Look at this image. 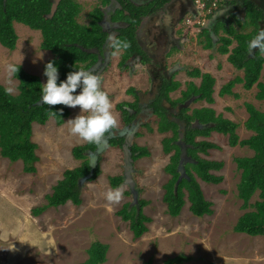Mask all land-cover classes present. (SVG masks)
Wrapping results in <instances>:
<instances>
[{
  "label": "rangeland",
  "instance_id": "rangeland-1",
  "mask_svg": "<svg viewBox=\"0 0 264 264\" xmlns=\"http://www.w3.org/2000/svg\"><path fill=\"white\" fill-rule=\"evenodd\" d=\"M247 1L251 5L256 4L251 0ZM144 4H155V1ZM122 12L126 13L124 7L117 14L119 18H124L121 16ZM233 19L237 21L235 17ZM236 26L240 30V26ZM16 28L19 43L15 51L0 43V81L7 88H13V94L19 93V80L14 76L9 81L6 72L9 63L21 64L27 71L41 76L46 82L44 66L53 57L51 52L41 47V32L19 22L16 23ZM123 35L127 33L123 32ZM133 36L137 47L143 51L136 31ZM196 55L192 58L195 62L184 58V63L188 65L187 71L200 67L203 72H212L217 80V102L213 105L206 103L207 106L236 122H245L248 119L250 114L246 103H252L264 111V101L256 96L259 90L257 86L245 90L241 87L243 84H238L234 91L240 97L219 94L225 83L236 75H244L243 70L238 71L233 67L229 55L216 54L215 59L209 58L207 54ZM135 71L149 76L147 68L136 67ZM187 71L182 72V77L179 78L183 82L182 86L173 96H180L187 83L192 80ZM156 74L159 75L160 72L157 71ZM98 78L101 88L113 96L112 100L115 99L112 112L117 120L116 128L121 129L125 125L122 111L117 108L118 104L126 99L135 101L129 95L128 88L132 85L145 87L148 81L144 85L137 79L131 80L124 73H120L116 66ZM103 79L106 80L105 86L102 84ZM194 80L200 83L201 78ZM150 85L149 83L148 86ZM154 97L155 95H145L142 96V101H150ZM201 105L191 104L193 107ZM158 107L161 104L155 103L153 111L156 112ZM71 110L72 115L68 120L78 116L81 111L79 107ZM151 112L146 111L141 117L154 130L150 132L148 128H138L144 133L130 143V146L135 142L150 151L149 156L140 158L135 163L132 171V178L136 179L139 191L141 188L145 189L140 199L152 200V204L145 209L147 216L153 218V222L147 223L150 231L136 238L131 221L124 220L119 214L127 203L133 204L135 201L133 195L126 194L129 190L127 183L121 188L123 194L119 203H110L105 199L107 191L116 189L112 186L110 177H124L126 173L125 149L109 147L107 143L99 154L102 157V173L95 180L88 179L81 187V205L70 201L64 206L60 205L61 207H50L39 216L33 214L34 208L47 204V196L53 193L54 186L64 178L65 171L82 165V161L74 156L73 149L86 144V141L70 132L67 122L59 126L55 119H51L44 126L36 124L34 127V140L40 146L37 154L41 156L36 174L25 172L23 161L12 162L0 152V264H79L89 258L88 249L96 241L110 246L105 264H145L148 261L164 264L167 259L179 254L193 257L192 261L183 264H264V236H251L234 229L245 213L244 202L239 197L242 170L237 159L252 157L255 151L248 146H232L229 137L223 134L214 133L207 139L199 137V140H211L222 147L203 156L225 162L223 169L216 172L223 175L224 180L214 184L198 178L205 197L213 202V214L198 217L191 213V201L187 194L182 214L174 217L169 214L168 204L164 202L165 185L172 177L166 167L171 162L174 151L166 153L163 140L172 133L159 132V117L151 115ZM238 132L241 139L249 138L253 134L244 124ZM258 199L259 192L251 201Z\"/></svg>",
  "mask_w": 264,
  "mask_h": 264
},
{
  "label": "trees",
  "instance_id": "trees-1",
  "mask_svg": "<svg viewBox=\"0 0 264 264\" xmlns=\"http://www.w3.org/2000/svg\"><path fill=\"white\" fill-rule=\"evenodd\" d=\"M203 1L206 2L205 11L210 8L215 9L214 2L216 0ZM231 1L233 0H220L217 1V5L222 6ZM54 2L55 0H0V43L10 50H15L19 40L15 24L16 22L23 23L42 32L41 47L53 53V57L49 61H54L58 66L60 80H65L69 72L81 68L86 71L91 69L94 74L93 66L98 61V55L93 50L97 49L103 52L108 39V34L99 23L102 10L95 9L92 13V16L95 15L93 21L91 24L85 25L78 21L82 5L77 0H61L55 14L51 16ZM248 2L244 3L247 8L244 21L237 18L241 30L237 29L234 23L229 25L224 23L221 26L226 35L220 38L218 51L228 54L230 62L239 71L243 70L244 75H236L228 81L222 87L220 94L240 97V94L234 91L238 84H243L241 87L245 90L257 86L259 90L256 96L259 100L264 101V53L258 49L251 54L248 51V42L261 29H264V8L258 4L251 5ZM129 6L125 5V9L130 11L132 16H123L126 17L125 20L130 26L123 28L118 37V40H126L131 45L123 54L124 61L137 50L136 40L133 36L135 24L145 13L149 12H143V7ZM248 28L251 30L247 31ZM123 32L128 36L123 35ZM207 40L208 43L204 44L205 48H213V39L208 36ZM234 44L235 46H233ZM190 75L202 79L199 86L194 82L189 83L182 98L173 100L169 94L178 89L181 83L172 78L163 83L161 97L168 99L174 106L180 102L186 104L194 95L198 97L195 99L196 101L206 99L213 103L215 101L216 78L211 73H203L198 68L190 71ZM15 78L19 80L18 94L7 95L5 93L7 87L0 81V152L3 157L9 158L12 162L23 161L24 171L36 174L41 156L37 154L40 146L34 140V125H45L52 118L55 119L57 125H63L70 118L72 111L70 107L62 104L48 106L39 102V88L46 82L41 76L30 73L22 65H20L18 76ZM45 79L47 78L45 77ZM79 91L78 89L77 93ZM246 106L250 115L245 122H236L225 118L222 113L218 115L217 111L210 107L191 110L189 106L183 105L178 114L172 113L164 106L156 109V115L159 117V132L172 131V136H167L163 140L164 151L166 153L174 151L171 162L166 167V171L172 175V178L165 185L164 197L170 215L178 217L181 214L187 194L191 201V211L196 216L203 217L213 214V202L205 197L198 178L214 184H219L224 180V176L216 172L223 169L225 162L203 156V154L210 155L212 149H222L214 141L206 140L216 131L227 135L232 146H248L255 151L252 157L237 159L239 168L242 170L239 197L244 202L245 213L239 218L234 229L236 232L251 236H264V111L256 108L252 103H246ZM118 108L123 112L127 124L132 122L136 112L140 110L138 102L135 105L119 104ZM132 110L135 113L131 114ZM243 124L253 132L249 138H240L238 130ZM150 129L153 128L150 127ZM118 131L119 129L115 128L106 133L107 146L124 148L127 139ZM181 132L184 133L183 139H180L182 138ZM199 137L206 139L199 140ZM184 145L187 146L188 154L182 157ZM98 147L99 144L88 142L74 147V156L82 161V165L65 171L64 178L54 186L53 193L47 196V204L34 208V215L39 216L50 207H58L68 201H73L76 205L83 203L82 186L79 181L91 172L89 154L96 151ZM130 151L133 161L150 155L148 148L139 146L137 143L130 146ZM181 158H183L181 169H184L186 175L179 182ZM101 159L100 156L91 180H95L102 173ZM110 180L115 188L124 183L122 176H112ZM257 192H259V199L252 202L251 200ZM126 194L133 195L130 190ZM149 203V200L139 198L136 205L129 202L119 211L124 220L131 221V228L136 238L144 235L149 230L147 223L152 222V218L144 213V207ZM109 247L107 243L94 242L88 249L89 258L79 264H105L108 260ZM192 258V256L179 254L167 259L164 264H183L192 261ZM145 264H153V262L148 261Z\"/></svg>",
  "mask_w": 264,
  "mask_h": 264
},
{
  "label": "crops",
  "instance_id": "crops-1",
  "mask_svg": "<svg viewBox=\"0 0 264 264\" xmlns=\"http://www.w3.org/2000/svg\"><path fill=\"white\" fill-rule=\"evenodd\" d=\"M77 1L82 5V11L78 17V21L82 24H85V25L91 24V22L93 21V19L95 17V15L92 16V13L95 11V9L98 8V9L102 10V16H101L99 23H101V24H102V22L107 23V26H105V25H102V26H103V29L105 30V32L108 34V37H109V35H112L113 39H118L120 32H121L120 30H122L123 28H128L130 26L128 21L125 20L126 17L123 16V15L128 16L129 13L123 14V12H122L121 16H123L124 18H119L117 14L119 13L120 8H117L114 6L111 8L108 5L110 0H77ZM113 1H112V3H114ZM152 1H156V0H152ZM152 1L151 0H143L144 3L145 2H152ZM246 1L247 0H233L227 4H223L222 6L219 7L220 9L217 8V9H219L218 13L215 12V10H217V9L212 10V12H208L205 10L203 11L202 7L197 3L194 4L193 0H171L166 5H163L161 7L160 6H157V7L154 6V8L153 7L150 8L151 4H147V6H149V7L142 8V11L143 12L149 11V12L145 13L140 18L137 29H135L136 34L139 37V41H140V42L139 41L138 42L141 44V48L143 51H140L139 48L137 47V45L135 44L137 50H135L132 53V55L128 56L124 61L123 60V54H124L125 50L117 51L113 48L108 47V45H107L108 39L105 42L103 52H101L97 49L93 50L98 55V61L95 64V66H93V70H95V73H96V74L94 73L95 75L102 76L107 71L110 72V68H113L114 66H116V68L118 69V71L120 73H124V75L127 76L128 78H130L131 80L137 79L140 82H142V84H144V85L146 84V81H148V84L149 83L151 84L150 86H148V84L146 85L148 87L147 90L145 89L146 86L145 87L144 86L139 87L138 85H136V86L132 85L131 87L128 88L129 95L134 97V99H136V100L130 102L126 99L124 102H120L119 104H124V103L133 104V103L138 102L139 106H140V110L142 109V111L139 110V112H136V115L130 124L126 123V121L124 120V114L122 112V114H123L122 121L124 122L125 126L121 129H119L118 132L120 135H124L126 137V139L130 136H132V139H136V138H139L144 133L142 131H139L140 128H144V129L148 128L150 130V132L153 131L154 129L151 130L150 129L151 126L148 123H145L143 121L141 114H143L146 111H152L151 115L152 114L156 115L155 110L153 111L155 103H160L161 106H164L165 108H168L171 111H177L183 105H185V104H182V102H180L179 104L174 106L170 103V101L168 99L162 98L161 93H162V89H163V83H164V79L167 76L163 77L160 75H156V73H153V75L155 76L154 80H153V78L152 79L150 78V75L147 76L145 73L143 75H140L137 71H135V68L136 67H138L139 69H141V68L145 69L146 68L145 65H143L144 61H140V60H144L147 58H149L150 60L152 59L155 62L154 63L155 66L151 65L153 67L154 72H157V71L160 73L167 72L170 68L173 67L172 72L168 73V76L170 78L167 77L166 79L170 80L173 78L175 81L180 82L181 86H182L183 82L180 81L179 78L182 77V72H184L185 70L186 71L188 70V65L184 63V58H188L190 60H193L192 58L194 56H197L196 54H201V55L207 54L209 58L215 59L216 54H219V55L222 54L218 51V46L220 45V38L222 36H225L226 32L221 26L224 23H227L229 25V24L233 23V21H234V24L238 25V27H239L240 25L233 18L234 17L236 19L239 18L242 21H244V18H245L246 13H247V8L244 4ZM251 1H254L256 4H258L264 8V2L263 1H260V0H251ZM163 2H165V1H163ZM163 2H161V4ZM138 4H142V3H138ZM107 11H109L108 15L106 14ZM214 12L217 13L216 17H215ZM140 13H142V12H140ZM16 23H18V22H16ZM15 26H16V24H15ZM236 28H237V26H236ZM241 29L242 28L240 26V30ZM33 30L41 32L40 30H35V29H33ZM205 30H207V32H205ZM208 36L213 39V48H205V46H204L205 43L206 44L208 43V40H207ZM18 43H19V41H18ZM17 48H18V45H17ZM199 48H201V50ZM43 50H46V49H43ZM202 50H203V52H201ZM46 51L51 52L50 50H46ZM144 54H146V56H148V57L143 56ZM222 55H228V54H222ZM161 63H162V66L160 65ZM233 67H234V65H233ZM196 68L200 69L203 72V70L200 67H195V68H193V70ZM235 69L238 70L237 68H235ZM193 70L187 71L188 74H190V71H193ZM89 71H91V69ZM203 73H211L212 74V72H203ZM189 76L192 78V80H190L187 83L186 89H184L182 91L181 95L177 96V97L173 96V94L177 90H179V88H181V86L178 89L171 91L169 94L171 99L179 100L180 98H182L183 92L188 89L189 83L194 82L196 85H198V86L200 85L201 81H200V83H197L194 80V79H198V77H193L191 75H189ZM103 77H105V76H103ZM144 81H145V83H144ZM105 82H106V80L103 79L102 80V84H104L103 86H105ZM216 82H217V80H216ZM216 86H217V83L215 85V93L217 92ZM102 89H103V87H102ZM103 90H104V92H106V89H103ZM131 90H132V92H131ZM215 93H214L215 101L213 103L208 102L206 99L198 100L195 102L196 97H192L194 100L189 99L186 102V105L190 104L189 106H191V104L192 105L193 104L194 105L195 104H202L201 106H195V107L191 106L190 107L191 110L194 108H204V107L213 108L211 106H207L206 103L213 105L217 102V98H215ZM219 94H220V92H219ZM145 95H148L149 97H151V95H155V97L152 98L150 101L145 102V101H142V99H143L142 96H145ZM108 96H109L110 101L112 103H115V99L113 98L114 101L112 100L113 96H110L109 94H108ZM223 96H230L231 97V95H223ZM117 108H118V106H117ZM191 110H190V113H191ZM131 112H132L131 114L135 113V111H133V110ZM217 114L219 115L221 113L217 112ZM52 119H54V118H52ZM35 125H34V127H35ZM158 127H159V125H158ZM138 128H139V130H138ZM134 129H135V133L132 135V132ZM158 131H159V129H158ZM169 133L171 134L172 131L166 132L165 134H169ZM181 133L184 134L183 132H181ZM214 133L223 134V133H219V132L214 131L212 133V135ZM223 135L227 136L225 134H223ZM112 147H114V146H112ZM185 147L187 149V146H185ZM122 149H124V148H122ZM129 150H130V144H129ZM216 150H219V149H216ZM130 153H131V151H130ZM187 153H188V150H187ZM131 156H132V153H131ZM144 157H146V156H144ZM144 157H141V158H144ZM139 159H137L136 161H133V169H134L135 163ZM78 161H80V160H78ZM126 166H127V164H126V160H125V172L126 173H125L124 177H123V175H121L124 178V183L122 186L118 187L120 189L123 188L124 185L126 184V180H125L127 178ZM117 176H119V175H117ZM133 179H135V178H133ZM134 181L136 184L137 183L136 179ZM135 186H136V188H138L137 184ZM129 190L131 191L130 186H129ZM138 190H139V188H138ZM140 190L141 191H139V198L144 193L145 189L141 188ZM128 196H130V195H128ZM68 202H70V201H68ZM66 204H64V205H66ZM136 204H132V205H136ZM151 204H152V200L150 201V203L148 205H146L144 207V213H145L146 207L150 206ZM64 205H62V206H64ZM183 209H184V207H183ZM183 209L181 211V214L183 212ZM152 222H153V218H152ZM148 228H149V226H148ZM149 231H150V228L146 233H148ZM11 251H10V253H11Z\"/></svg>",
  "mask_w": 264,
  "mask_h": 264
},
{
  "label": "clouds",
  "instance_id": "clouds-1",
  "mask_svg": "<svg viewBox=\"0 0 264 264\" xmlns=\"http://www.w3.org/2000/svg\"><path fill=\"white\" fill-rule=\"evenodd\" d=\"M107 45L117 51L127 50L131 46L126 40L113 39L112 35H109ZM257 49L264 53V29L248 42L250 54ZM20 65L9 63L6 66L9 81L18 76ZM43 74L47 79L39 88V102L48 106L62 104L71 108L79 107L80 114L67 121L70 132L88 143L106 142V133L117 127V120L112 112L113 104L108 94L102 90L98 76L81 68L69 72L65 80H60L58 66L54 61L45 65ZM78 89L80 91L77 93ZM5 93L12 95L13 88H6ZM122 194L120 188L109 190L105 193V199L110 203H119Z\"/></svg>",
  "mask_w": 264,
  "mask_h": 264
},
{
  "label": "water",
  "instance_id": "water-1",
  "mask_svg": "<svg viewBox=\"0 0 264 264\" xmlns=\"http://www.w3.org/2000/svg\"><path fill=\"white\" fill-rule=\"evenodd\" d=\"M5 1H6V0H5ZM60 1H61V0H55V2H54V4H53V11H52L51 16H53V15L55 14L56 9H57V7H58ZM196 123H197V122H196ZM134 133H135V129L133 130L132 135H133ZM181 137L183 138V137H184V134L181 133ZM182 138H181V139H182ZM131 140H132V136L128 137V138H127V141H126L127 143L124 145L125 154H126V164H127V168H126V170H127V180H126V183L130 186V188H131V192H132V194H133V196H134L135 201H134L133 204H136V203H138V200H139V190H138V188H136V186H135V185H136V184H135V181H134V179L132 178L133 164H132L131 162H133V160H132L131 153H130V151H129V144L131 143ZM105 143H106V142L99 144V147H98V149H97L96 151H94V152H90L89 155H90L91 172H90L87 176H85V177H83V178L80 179V181H79L80 186H83V184H84L88 179H91V178L93 177L94 172H95V169L97 168L98 163H99V154L104 150V148H105ZM186 154H187V149H186V147L183 146L182 157H184ZM182 160H183V158H181V164H180V166H179V170H181V178H180L179 182H180V181L185 177V175H186L184 169H181V167L183 166V163H182L183 161H182ZM179 182H178V183H179ZM178 183H177V184H178Z\"/></svg>",
  "mask_w": 264,
  "mask_h": 264
},
{
  "label": "flooded vegetation",
  "instance_id": "flooded-vegetation-1",
  "mask_svg": "<svg viewBox=\"0 0 264 264\" xmlns=\"http://www.w3.org/2000/svg\"><path fill=\"white\" fill-rule=\"evenodd\" d=\"M112 1L113 0H110L109 1V3H108V5L112 8L113 6L114 7H117V8H123L124 7V9H125V6H124V4L127 6V5H130L129 7H134V8H140V7H149V6H147V4H144V2H143V0H123L122 1V3H121V0H114L113 2L114 3H112ZM163 1H165V2H163ZM169 1H171V0H156L155 1V5L154 4H151L150 5V8H154V6L155 7H157V6H163V5H166V4H168V2ZM194 1V4H196V0H193ZM161 2H163L162 4H161ZM138 3H142V4H138ZM146 3V2H145ZM229 3V2H228ZM225 4H227V3H225ZM220 6H216L215 7V9H217V8H219ZM215 9H213V10H215ZM220 9V8H219ZM219 9H217V10H215V12H219ZM125 12L126 13H129V15L130 16H132V13L130 12V11H128V10H126L125 9ZM212 12V11H211ZM214 12V13H215ZM108 13H109V11H107V15H108ZM217 13H215V17H216V15H217ZM134 16V15H133ZM107 17V16H106ZM106 22H102V25H105V26H107V23L105 24ZM139 23V22H138ZM138 23H136L135 24V29H137V26H138ZM140 54V53H139ZM141 55V54H140ZM143 56H146V54H144ZM146 57H148V56H146ZM154 61L151 59H149V58H147V59H144V64L143 65H145V67L148 69V71H149V75H150V78L152 79V78H154L155 76L153 75V73H156V72H154L153 71V67L151 66V65H154ZM161 66H162V63L160 64ZM155 66V65H154ZM157 67V66H156ZM173 68V67H172ZM172 68H170L167 72H162V73H160L159 75L160 76H167V77H169L168 76V73H170V72H172ZM164 73V74H163ZM166 73V74H165ZM157 75V74H156ZM162 77V78H163ZM166 80H169V79H164V81H166ZM197 95H194L193 97H196ZM197 99H198V97H196ZM195 98V99H196ZM191 99H193V98H191ZM194 100V99H193ZM195 102H196V100H195ZM190 105V104H189ZM189 105H184V106H189ZM140 111H142V109L140 110ZM178 112H179V110H177V111H172V113H174V114H178Z\"/></svg>",
  "mask_w": 264,
  "mask_h": 264
},
{
  "label": "built area",
  "instance_id": "built-area-1",
  "mask_svg": "<svg viewBox=\"0 0 264 264\" xmlns=\"http://www.w3.org/2000/svg\"><path fill=\"white\" fill-rule=\"evenodd\" d=\"M197 1V3L199 4V5H201L202 6V9L203 10H205V6H206V2L205 1H203V0H196ZM217 1H220V0H216V2H214V6H217ZM222 1V0H221ZM209 12H211L212 11V8H210L209 10H208Z\"/></svg>",
  "mask_w": 264,
  "mask_h": 264
}]
</instances>
